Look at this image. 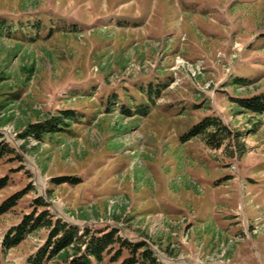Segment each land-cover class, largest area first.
<instances>
[{
	"label": "rangeland",
	"instance_id": "1",
	"mask_svg": "<svg viewBox=\"0 0 264 264\" xmlns=\"http://www.w3.org/2000/svg\"><path fill=\"white\" fill-rule=\"evenodd\" d=\"M0 22V141L15 152L0 159V204L30 186L0 215V264L44 244L42 229L1 248L35 198L80 232L145 242L160 264H264V112L244 107L264 101V0H0ZM149 81L163 85L153 105ZM63 111L66 131L20 137ZM205 116L226 128L218 149L182 142Z\"/></svg>",
	"mask_w": 264,
	"mask_h": 264
},
{
	"label": "trees",
	"instance_id": "2",
	"mask_svg": "<svg viewBox=\"0 0 264 264\" xmlns=\"http://www.w3.org/2000/svg\"><path fill=\"white\" fill-rule=\"evenodd\" d=\"M3 28L4 23L0 22V33ZM240 80L239 78L235 79L234 83H239ZM146 88L143 96L150 105H153L155 100L160 97L163 85L149 81ZM259 99L258 97L252 98L244 107H249L255 113L264 112V101ZM107 101L109 104L116 103V95H110ZM239 102L242 104L244 101ZM141 105L143 104H135L134 106L137 108ZM123 106L125 105L123 104ZM108 107L110 106L108 105ZM143 107L146 109L142 113L146 115L150 106L145 105ZM122 112L127 116L132 115L128 109L122 110ZM71 120H73L71 111H63L62 116L54 117L52 121L27 125L24 132L19 135L22 138L32 135L41 141L47 133L53 134L66 131L60 125H67L64 121ZM226 133V128L222 125L220 119L215 116H205L194 123L189 132L184 134L182 142L198 137L209 147L218 149L221 147ZM14 153V148L0 141V159L10 158V155H14ZM9 180V176L1 177L0 189L7 186ZM80 182L79 178L73 176H60L52 179V183L58 185H76ZM29 187L3 200L0 204V215L16 207L18 200L30 190ZM32 207L31 213L24 215L18 224L8 229L1 241L2 250L8 252L22 244L29 235L45 229L47 236L44 244L34 256L28 258L27 264H44L55 257H60L67 264H103L106 257L111 264L118 262L119 259H121L119 264H160L143 241L132 242L125 239L113 228L109 230L85 228L83 232H80L75 226L55 218L48 211V204L41 198H35ZM40 207L42 210L38 211Z\"/></svg>",
	"mask_w": 264,
	"mask_h": 264
}]
</instances>
